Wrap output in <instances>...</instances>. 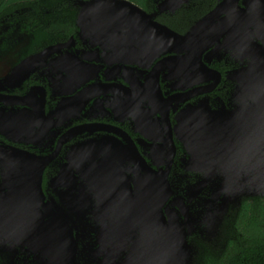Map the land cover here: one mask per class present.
<instances>
[{"label":"flooded vegetation","instance_id":"af4514ba","mask_svg":"<svg viewBox=\"0 0 264 264\" xmlns=\"http://www.w3.org/2000/svg\"><path fill=\"white\" fill-rule=\"evenodd\" d=\"M164 1L137 6L178 34L210 13L204 26L212 31L210 46L198 45L184 64L164 60L172 53L120 63L115 47L77 36L74 0L59 11L42 9L35 23L17 15L0 21V264H50L30 254L22 238L23 227L30 229L23 221L35 220L46 230L31 225L42 236L30 245H41L47 232L75 251L78 264L101 262L88 252L102 250L103 236L134 231L126 221L133 190L151 171L171 191L154 208L159 225L173 210L179 223L185 215L195 221L188 241L210 235V221L202 218L210 211V183L198 185L210 171L200 159L210 151V123L236 129L264 104L263 95L238 86L235 72L249 59L228 45L224 29L239 19L250 31L243 28L233 40L264 50V8L249 0H239L238 9L216 8L222 0L158 8ZM191 186L197 192L188 193Z\"/></svg>","mask_w":264,"mask_h":264},{"label":"water","instance_id":"95a60500","mask_svg":"<svg viewBox=\"0 0 264 264\" xmlns=\"http://www.w3.org/2000/svg\"><path fill=\"white\" fill-rule=\"evenodd\" d=\"M186 1L166 0L158 8L164 5L174 10ZM238 2L239 0H222L216 8L231 6L238 9ZM249 3L264 8V0H249ZM74 5L79 9L75 21L77 36H86L93 44H100L104 48L115 47L118 49L120 63L125 62L129 56L135 60L148 59L150 62L160 54L172 53L164 60L172 65L178 61L184 64L193 58L198 45L205 43L203 47L210 46L212 31L204 27L210 20V13L184 34H178L154 21V14L145 13L128 0H74ZM233 13L235 12H231V15ZM235 15L238 16L239 13ZM240 22L239 19H230V24L224 29L230 33L228 45L234 46L237 54H246L249 59L245 68L235 72L239 79L237 83L238 86L252 89L253 94L264 96V50L259 46L260 49L256 48L247 40L244 44L233 40L243 28L250 31L248 26ZM213 30L215 34L220 31L216 28ZM184 78L191 80L188 76ZM259 108L253 109L256 111L252 116L254 119L246 116L236 129L228 122L210 123V151L200 157L210 163V171L205 170L202 181L198 183H210V200L207 201L210 211L202 215L204 220L210 221L208 237L188 241L187 237L194 233L195 229L191 225L195 221L191 216L185 215L179 223L173 210L166 212V225L162 222L163 216L159 225L160 220L156 217L154 208L164 204L171 196V191L167 185L162 186L155 172L151 171L142 175L140 184H136L133 190L132 204L129 207L134 208V211H130L131 217L126 221L134 223V231L130 232V236H103L102 250L96 251L97 253L88 252L89 258L95 261L98 256H102L103 260H96L97 264H194L202 247L221 251L225 245L222 236L225 224L236 216L242 201L255 197L264 199V104ZM38 182L36 179V192L40 191ZM13 190L26 192L27 189L14 187ZM192 190L197 192L192 186L187 188L188 193ZM177 199L184 200L181 197ZM37 223V220L23 221L24 225L30 224L28 231L25 227L21 231L22 238H26L28 242L25 244L34 249L30 254L36 259L40 257L41 262L45 260L50 264H78L75 251L69 250L67 245H60L58 239L50 240L47 232L43 234L42 244L34 246L37 236H42L40 232L46 230ZM31 225L37 226L40 234L38 231L31 232ZM35 229L33 227V231ZM33 239L35 242L30 245Z\"/></svg>","mask_w":264,"mask_h":264},{"label":"trees","instance_id":"16d2710c","mask_svg":"<svg viewBox=\"0 0 264 264\" xmlns=\"http://www.w3.org/2000/svg\"><path fill=\"white\" fill-rule=\"evenodd\" d=\"M63 1L0 0V21H11L17 15L26 23H35L42 9L59 11L65 6ZM128 1L144 7L145 0ZM222 236L223 249L218 252L202 247L194 264H264V199L243 200L236 216L225 224Z\"/></svg>","mask_w":264,"mask_h":264}]
</instances>
